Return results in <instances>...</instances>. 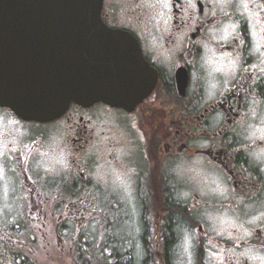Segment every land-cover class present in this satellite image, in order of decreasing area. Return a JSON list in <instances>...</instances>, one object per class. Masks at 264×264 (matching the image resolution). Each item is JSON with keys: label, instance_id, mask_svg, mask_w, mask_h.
Masks as SVG:
<instances>
[{"label": "flooded vegetation", "instance_id": "flooded-vegetation-1", "mask_svg": "<svg viewBox=\"0 0 264 264\" xmlns=\"http://www.w3.org/2000/svg\"><path fill=\"white\" fill-rule=\"evenodd\" d=\"M101 18L136 40L142 99L71 103L46 123L0 108L7 202L23 216H8L7 233L30 227L73 264L72 225L86 231L98 205L83 254L96 240L116 264H264V0H103ZM59 154L65 166L45 173L40 160ZM114 192L129 200L106 207ZM37 244L3 253L33 259Z\"/></svg>", "mask_w": 264, "mask_h": 264}, {"label": "water", "instance_id": "water-1", "mask_svg": "<svg viewBox=\"0 0 264 264\" xmlns=\"http://www.w3.org/2000/svg\"><path fill=\"white\" fill-rule=\"evenodd\" d=\"M102 1L0 0V108L46 123L71 103L141 101L136 40L103 23Z\"/></svg>", "mask_w": 264, "mask_h": 264}, {"label": "rangeland", "instance_id": "rangeland-1", "mask_svg": "<svg viewBox=\"0 0 264 264\" xmlns=\"http://www.w3.org/2000/svg\"><path fill=\"white\" fill-rule=\"evenodd\" d=\"M10 126V122H2L0 120V139H2V134L5 133V128H8ZM50 138V137H49ZM56 144V140H50L48 147H53ZM2 162L0 161V231L1 229L5 228L4 232H0V264H72V260L69 256H63L59 253V257L53 258L48 253L43 252L42 250H49L48 248H44V240L37 238V233L33 231L30 227H20V229L23 231L16 235V231L13 230L12 233L8 234L7 229H9V226L7 225V218L8 216L13 217H23L21 214L17 215V213L13 212L8 205L7 200L9 199V191L10 187L12 186V182L14 179L6 178L2 172ZM40 165L42 170L45 171V173L49 171L55 170L57 167H64L65 166V157L61 154L58 156H46L40 160ZM96 179H99L100 177L103 178V176L111 175L115 176L114 172L110 171L108 168L102 169L97 168V170L92 174ZM105 179V178H103ZM107 183H109L111 186L117 185L116 183H113L111 179H105ZM115 194V195H114ZM106 198V199H105ZM129 196L126 194H120V193H107L104 196L105 206L107 205V201L114 202V203H124V201H128ZM98 209V205H96L95 209H90L88 217L89 219L93 220L88 225H86L85 230L83 229L84 224H79L78 222H74L72 225V231L73 235L72 238L74 240V247L77 249L76 255L77 257L73 258L74 263L73 264H116V259L118 257H113L110 253L102 255L99 252L100 243L96 240L89 242H86L88 244V253L83 254V250L81 249L82 246L79 247V244L82 243L80 240H82V235L86 234L87 231L90 230L91 234H98V232L101 229V225L99 224V220L101 218V215L103 217L104 209H102V213L100 214ZM23 215L28 218V211H24ZM37 228V226H36ZM41 237V236H40ZM129 239V238H128ZM15 241L17 243H15ZM39 241L40 244V252L38 253L37 257L31 259L28 257L24 258H15V257H8L7 254L3 253L4 250L9 248H15V249H29L31 243L34 242V247H37V242ZM31 242V243H30ZM43 243V244H42ZM11 244V245H10ZM54 245V244H53ZM51 245V246H53ZM114 244H107L108 247L112 248ZM55 246V245H54ZM58 248H60L58 246ZM57 248V250H59ZM120 248V250H119ZM123 248L127 251L130 249V244L124 243V247H117L115 252H120L123 250ZM91 251V252H90ZM103 256V258H100Z\"/></svg>", "mask_w": 264, "mask_h": 264}, {"label": "snow or ice", "instance_id": "snow-or-ice-1", "mask_svg": "<svg viewBox=\"0 0 264 264\" xmlns=\"http://www.w3.org/2000/svg\"><path fill=\"white\" fill-rule=\"evenodd\" d=\"M223 2H225V3H228V2H230V0H223ZM247 3H243V7H245V8H247Z\"/></svg>", "mask_w": 264, "mask_h": 264}]
</instances>
